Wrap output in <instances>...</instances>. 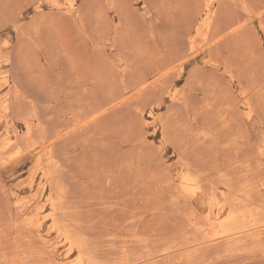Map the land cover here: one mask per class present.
<instances>
[{
	"label": "rangeland",
	"instance_id": "rangeland-1",
	"mask_svg": "<svg viewBox=\"0 0 264 264\" xmlns=\"http://www.w3.org/2000/svg\"><path fill=\"white\" fill-rule=\"evenodd\" d=\"M208 2L0 0V264H264V0Z\"/></svg>",
	"mask_w": 264,
	"mask_h": 264
},
{
	"label": "bare ground",
	"instance_id": "bare-ground-1",
	"mask_svg": "<svg viewBox=\"0 0 264 264\" xmlns=\"http://www.w3.org/2000/svg\"><path fill=\"white\" fill-rule=\"evenodd\" d=\"M213 1H214V0H209V2H208V4H207V12H206V16H207V17L205 18V21H206V22H208V20L211 18V15H212V8H211V5L213 4ZM73 6H74V5H73ZM72 8H73V7H72ZM69 9H70V8H69ZM71 10H72V9H71ZM205 21H204V22H205ZM209 21H210V20H209ZM156 81H157V80H156ZM156 81H155V82H156ZM143 82H146V81H142V83H143ZM156 83H157V82H156ZM149 84H150V83H149ZM151 84H152V83H151ZM153 84H155V83H153ZM146 85H147V84H146ZM146 85H145V86H146ZM139 87H140V86H139ZM143 88H144V87H143ZM121 103H122V102H121ZM8 142H9V141H8ZM8 142H7V143H8ZM8 145H9V144H8ZM189 189H190V188H188V190H189ZM188 190H186V191H188ZM188 192H189V191H188ZM33 223H34V221H33ZM72 264H73V263H72Z\"/></svg>",
	"mask_w": 264,
	"mask_h": 264
}]
</instances>
